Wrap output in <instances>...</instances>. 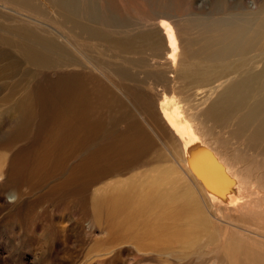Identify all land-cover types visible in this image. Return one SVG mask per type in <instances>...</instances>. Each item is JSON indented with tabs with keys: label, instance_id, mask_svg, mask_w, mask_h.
<instances>
[{
	"label": "rangeland",
	"instance_id": "obj_1",
	"mask_svg": "<svg viewBox=\"0 0 264 264\" xmlns=\"http://www.w3.org/2000/svg\"><path fill=\"white\" fill-rule=\"evenodd\" d=\"M14 1L20 5L0 0V5L5 7L0 6V176L5 177L0 184V264H245L238 258L236 261L230 251L225 254L224 246L217 249L222 241L216 242L217 238L221 234L223 238L226 233L234 244L237 242L250 252L248 264H264V222L251 221L231 212H226L225 218L213 213L219 220L209 219L213 221L214 232L204 247L182 249L177 245L147 249L115 234L109 221L110 212L103 205L105 210L99 209L101 206L96 199L98 191L111 182L128 178L131 172L144 171L154 162V166L162 165L169 158L164 144L155 139L147 151L142 143L134 148L139 159L125 164L127 158L119 148L121 142L137 133L148 135L140 137L141 142L154 136L136 114L133 103L113 87L116 82L137 96L153 97L158 116L160 100L169 95L162 92V87L174 92L180 102L200 98L197 89L189 88L182 93L170 78L174 74L165 49L160 47L153 51L155 56H150L151 53L136 55L121 49L120 42L141 50L140 36H146L143 30H156L158 24H172L176 28L180 66L182 51L186 48L184 39L190 32L184 27L190 18L214 20L228 14L256 12L264 0H227L224 5L220 0ZM67 4H77L80 9L86 7V15L66 19L60 7L66 9ZM24 10L35 18H44L45 23L31 22L19 14ZM79 17L95 31L98 44L83 40L85 36L72 27L78 24L75 19ZM86 19H93L94 25ZM58 31L71 45L65 43ZM28 35L43 38L45 45L53 50L41 49L40 53L56 62L65 55L63 57L77 64L69 71L80 74L67 79L56 78L50 76L53 70L28 63L30 44L34 41ZM191 35L194 36L195 31ZM101 36L111 38V42H102ZM98 62L128 69L132 78L110 74L109 82L102 77L101 86H105L104 91H109V99L116 104L101 101L93 109L100 114L105 112L103 123L82 124L81 114L91 109L88 100L95 102L96 99L83 96V100L78 101L76 96L83 87H92L86 75L90 72V63L97 67ZM156 64L163 65L160 70L169 71L161 87L158 86L161 92L153 91L149 85L152 80L146 79V75L157 74L154 68L160 65ZM111 151L110 158L91 160L93 153L103 157ZM81 164L87 168L84 173L80 172ZM13 191L19 194V200L10 203L6 197ZM205 209L206 215L208 210ZM224 219L227 222L220 221ZM228 222L246 230L239 231L227 225Z\"/></svg>",
	"mask_w": 264,
	"mask_h": 264
},
{
	"label": "bare ground",
	"instance_id": "obj_2",
	"mask_svg": "<svg viewBox=\"0 0 264 264\" xmlns=\"http://www.w3.org/2000/svg\"><path fill=\"white\" fill-rule=\"evenodd\" d=\"M2 2L20 5L14 0ZM226 3L227 0H220V4ZM85 8L80 9L77 4H72L66 9L60 7V12L66 14L68 19V16L86 15ZM91 11H95L94 7ZM22 12L19 14L31 22L45 23L44 18H35L34 14L26 10ZM229 15L230 18H227ZM228 16L214 20L189 19L184 28L190 32L186 33L188 37L184 39L186 48L184 46L182 51L180 66L177 63L176 28L172 24H158L156 30H143L146 36H140L141 50L131 44H119L125 52L130 50L136 55L151 53L150 56H155L154 52L160 47L165 49L174 74L170 78L182 93L195 88L200 97L195 100L189 98L188 103L184 99L180 102L174 92L170 93L162 87V92L169 95L160 100L158 116V106L153 97L147 94L137 96L124 85L114 82L113 87L133 103L136 114L154 136L141 142L140 137L148 135L137 133L121 142L119 148L127 158L125 164H132L135 159H139L134 148L137 149L142 143L147 151L155 139L164 144L168 159L173 158L164 159V164L160 162L162 165L158 166H154L155 162L153 166L149 163L150 166L144 171L131 172L128 178L113 181L98 191L96 199L101 206L98 207H106L110 212L109 221L113 232L123 235L137 246L147 249L177 245L182 249L204 247L214 232L212 220H219L214 214L225 218L231 212L251 221L264 222V2L256 12ZM83 19L76 18L78 24L72 27L85 36L83 40L97 42L95 31L83 23ZM86 20L94 25L93 19ZM18 31H22L21 28ZM193 31L194 36V33L191 35ZM60 32L61 38H65ZM28 36L34 40L30 44L28 63L53 70L50 76L56 78L67 79L68 76L80 74L69 71L77 64L63 57L65 55L56 62L40 53L41 49L53 51L48 44L45 45L43 38ZM110 39L101 36L102 42L109 43ZM65 40L66 44L71 45L69 39ZM96 64L98 68L90 63L92 66L86 75L92 87H83L80 95L76 96L78 101H82L83 96H95L96 99L92 102L88 98L91 109L85 115L81 114L82 124L103 123L101 119L104 111L100 114L93 109L101 101L116 104L109 99V91H104L105 86H101L102 77L109 82L112 80L110 74L128 80L132 78L128 69H122L119 65L113 68L100 62ZM156 65H160L154 68L158 70L155 72L157 74L152 76L148 73L146 79L152 80L149 85L153 91L161 92L158 86L169 71L165 72L164 68L160 70L162 64ZM144 84L147 85L146 82ZM112 155V151L103 157L100 153H93L91 160L95 162ZM86 170L81 164L80 172ZM205 208L210 213L207 211L205 215ZM229 222L227 225L237 227L239 231L246 230ZM227 236L226 233L223 238L222 234L217 238L216 242L222 240L217 249L224 246L222 250L225 254L230 251L236 256V261L238 258L239 262L248 264L250 252L236 241L234 244Z\"/></svg>",
	"mask_w": 264,
	"mask_h": 264
},
{
	"label": "clouds",
	"instance_id": "obj_3",
	"mask_svg": "<svg viewBox=\"0 0 264 264\" xmlns=\"http://www.w3.org/2000/svg\"><path fill=\"white\" fill-rule=\"evenodd\" d=\"M5 177L0 176V184L3 183ZM10 203H15L17 200H19V194L15 193L14 191L9 193L8 196L6 197Z\"/></svg>",
	"mask_w": 264,
	"mask_h": 264
},
{
	"label": "crops",
	"instance_id": "obj_4",
	"mask_svg": "<svg viewBox=\"0 0 264 264\" xmlns=\"http://www.w3.org/2000/svg\"><path fill=\"white\" fill-rule=\"evenodd\" d=\"M136 172H142V171H136Z\"/></svg>",
	"mask_w": 264,
	"mask_h": 264
}]
</instances>
